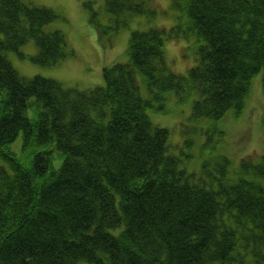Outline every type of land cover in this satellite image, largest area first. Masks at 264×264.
Masks as SVG:
<instances>
[{"label": "trees", "instance_id": "obj_1", "mask_svg": "<svg viewBox=\"0 0 264 264\" xmlns=\"http://www.w3.org/2000/svg\"><path fill=\"white\" fill-rule=\"evenodd\" d=\"M89 4L110 46L132 16L158 12L154 0H107L101 18ZM173 5L170 29H132L125 61L80 90L23 76L6 55L24 56L31 39L41 65L74 54L62 29H45L62 15L0 0V264H264V156L243 158L231 175L223 154L214 172L189 170L169 129L149 116L168 112L171 95L191 102L196 120L257 110L264 0ZM167 36L195 39L198 62L186 75L168 67Z\"/></svg>", "mask_w": 264, "mask_h": 264}, {"label": "rangeland", "instance_id": "obj_2", "mask_svg": "<svg viewBox=\"0 0 264 264\" xmlns=\"http://www.w3.org/2000/svg\"><path fill=\"white\" fill-rule=\"evenodd\" d=\"M21 1L30 5L51 7L59 12L62 19L59 18L48 24L45 29H62L68 37L74 54L66 56L53 65H41L33 59L39 49L36 41L31 39L20 48L24 56L18 51L10 50L6 52L7 57L23 76L31 77L38 74L58 80L65 88L75 87L80 90H89L104 84L103 66L116 61H125L132 29H146L151 25L170 29L176 22L175 14L177 13L173 5L174 0H154L158 10L156 17L149 20L145 15L132 16L129 28L122 27L112 38L113 45L110 46L105 45L109 34L103 35L101 31H97L95 25L91 24V10L88 8L91 3L90 8L93 7L99 11L101 18H106L109 15L107 0ZM102 38L105 39L104 42H102ZM165 58L171 71L186 75L189 69L198 62L195 39L167 36ZM165 103L166 108L169 109L168 112L150 109L149 116L155 126L169 129L174 149L179 154L183 152V166L189 170L203 172L204 169H207L214 172L220 167L219 159L216 156L223 154L231 161L229 168L231 175L243 158L260 160L264 156V88L262 89V99L253 104L257 110L250 107L247 116L244 112L237 118L228 115L232 112L229 111L224 118L216 121L206 118L196 120L191 118L189 110L191 102L179 106L171 95ZM221 131L224 132L222 139L219 140ZM189 140L194 144L189 145ZM218 140L219 142H217ZM214 142L218 144L217 148H215ZM21 143L22 138L16 143L19 145L18 150ZM186 154L193 155V157L191 159L184 157Z\"/></svg>", "mask_w": 264, "mask_h": 264}, {"label": "bare ground", "instance_id": "obj_3", "mask_svg": "<svg viewBox=\"0 0 264 264\" xmlns=\"http://www.w3.org/2000/svg\"><path fill=\"white\" fill-rule=\"evenodd\" d=\"M255 160V159H254Z\"/></svg>", "mask_w": 264, "mask_h": 264}]
</instances>
